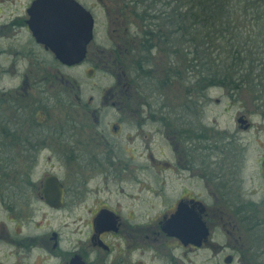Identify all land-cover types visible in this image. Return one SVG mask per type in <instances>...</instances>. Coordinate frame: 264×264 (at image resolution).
Listing matches in <instances>:
<instances>
[{"label":"flooded vegetation","instance_id":"1","mask_svg":"<svg viewBox=\"0 0 264 264\" xmlns=\"http://www.w3.org/2000/svg\"><path fill=\"white\" fill-rule=\"evenodd\" d=\"M77 4L92 17L91 40L81 62L68 65L56 50L80 51ZM144 10V0H0L1 112L16 117L0 123V264H144L152 243L155 258L168 253L163 238L187 252L227 251V264H264V197L254 201L257 192L244 187L246 149L236 137L207 135L199 124L203 98L185 88L196 74L186 78L180 45H170L165 29L168 39L150 36ZM151 123L170 142L182 183L189 180L155 226L135 223L139 196L123 190L100 199L89 188L94 180L122 182L121 131ZM258 162L264 177V154ZM48 179L61 186L59 205L45 196ZM197 181L204 195L194 193ZM180 206L207 227L200 246L164 232ZM38 211L72 219L67 234H38Z\"/></svg>","mask_w":264,"mask_h":264},{"label":"rangeland","instance_id":"2","mask_svg":"<svg viewBox=\"0 0 264 264\" xmlns=\"http://www.w3.org/2000/svg\"><path fill=\"white\" fill-rule=\"evenodd\" d=\"M180 49L182 52V45H180ZM82 73L80 69L74 71L75 76L80 78L81 81H83ZM187 74L188 72L186 78ZM189 79L190 81H188ZM186 80L185 88L192 83L193 79L189 77ZM229 95L225 88L214 87L203 91L201 96L203 98L201 103L203 109L201 113L202 120L199 124L205 128L207 135L212 137L211 140L220 138L219 140L225 141L227 137H236L239 146L246 149L245 158L247 163L243 168V176L246 180L244 187L246 190L254 188L257 193L251 199L260 201L264 197V177H260L258 161L264 154V114L252 101V95L247 92L234 94L233 98ZM108 112L113 113L109 108ZM239 116L244 117L248 122V129L240 127ZM111 121L116 122L117 120L113 117ZM157 127L156 124L151 123L137 131L131 125L125 124L119 142L121 159L123 164L127 165V168L122 172V182H111L106 186L103 182L94 180L89 184V188H94L90 195L92 194L100 199L106 198L107 193H117L123 190L139 196L140 198L135 200L137 205L134 210V218L137 221L135 223L149 222L152 226L157 224L161 216L170 212L173 207L171 204L174 203L176 198V191L181 186L189 185V180L182 183L180 176L183 177V174L180 175L176 172L177 165L174 163L172 146L165 138L164 132L163 134L155 132ZM159 129L162 130L161 127ZM212 156L214 157V155ZM65 173L60 171L61 175ZM186 176H189V173L186 172ZM193 184L194 186L191 188L194 193L204 195V190L200 186L201 183L197 181ZM210 202H212V199H208V203ZM36 209L38 210V208ZM43 214L45 212L38 211L37 213L38 234L50 232L52 229L60 231L64 236L67 234L64 224L71 223L72 219L68 220L61 214H52L51 212H46L50 215L44 218ZM215 241L221 245L224 239L222 236L216 237L215 235ZM162 243L167 244V247L164 245V248L162 247L163 253H168L161 258H155V255L160 252L152 243V247L148 246V249H146L145 258H143L144 264H172V256L178 260V264H227L224 260L227 251L214 253L213 250L200 249L195 252H187L170 239L166 241L163 238ZM140 245L143 248V244ZM40 255L42 259L44 256ZM135 258L136 260L141 258L139 253H136ZM42 264H53V262L43 261Z\"/></svg>","mask_w":264,"mask_h":264},{"label":"trees","instance_id":"3","mask_svg":"<svg viewBox=\"0 0 264 264\" xmlns=\"http://www.w3.org/2000/svg\"><path fill=\"white\" fill-rule=\"evenodd\" d=\"M144 4L143 20L153 29L150 36L168 39L159 30L165 29L170 45L174 40L182 45L184 73L196 74L187 88L198 89L201 96L214 87L225 88L232 98L247 92L264 114V0H144ZM14 119L3 115L0 103V123Z\"/></svg>","mask_w":264,"mask_h":264},{"label":"water","instance_id":"4","mask_svg":"<svg viewBox=\"0 0 264 264\" xmlns=\"http://www.w3.org/2000/svg\"><path fill=\"white\" fill-rule=\"evenodd\" d=\"M75 8L81 13V18L83 19L81 26L84 29L83 34L85 40L76 43L79 45L80 50L73 52L76 56H69L73 54L68 53V51H65L64 49L56 50L59 61L68 65H74L75 63L81 62L85 54V46L91 40L92 17H90L87 10L80 7L78 4ZM238 122L243 123V125H241L242 128L248 129V122L244 117L239 116ZM262 170L264 172V164ZM43 191L45 192L46 198H54L59 202L58 205L61 203L60 199L62 197V190L59 183L48 179ZM162 228L167 235L179 238L184 245L193 243L196 246H200L201 241L208 237V229L201 218L185 211L181 206L178 208L177 212L170 215V218L165 221Z\"/></svg>","mask_w":264,"mask_h":264}]
</instances>
